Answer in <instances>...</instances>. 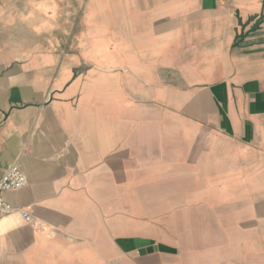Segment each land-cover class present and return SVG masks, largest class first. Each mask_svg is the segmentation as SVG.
<instances>
[{"label":"crops","instance_id":"obj_1","mask_svg":"<svg viewBox=\"0 0 264 264\" xmlns=\"http://www.w3.org/2000/svg\"><path fill=\"white\" fill-rule=\"evenodd\" d=\"M14 164L0 264H264V0H0Z\"/></svg>","mask_w":264,"mask_h":264},{"label":"built area","instance_id":"obj_2","mask_svg":"<svg viewBox=\"0 0 264 264\" xmlns=\"http://www.w3.org/2000/svg\"><path fill=\"white\" fill-rule=\"evenodd\" d=\"M25 186V176L17 164L9 167L0 176V220L14 212L11 205L4 200L3 195L10 191L21 190L25 188ZM22 217L28 220V215L26 213H23Z\"/></svg>","mask_w":264,"mask_h":264}]
</instances>
